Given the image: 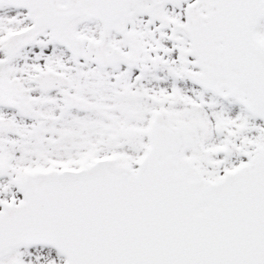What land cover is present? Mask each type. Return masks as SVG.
<instances>
[{
	"label": "snow or ice",
	"instance_id": "snow-or-ice-1",
	"mask_svg": "<svg viewBox=\"0 0 264 264\" xmlns=\"http://www.w3.org/2000/svg\"><path fill=\"white\" fill-rule=\"evenodd\" d=\"M0 264H264V0H0Z\"/></svg>",
	"mask_w": 264,
	"mask_h": 264
}]
</instances>
